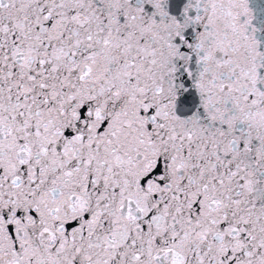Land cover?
Masks as SVG:
<instances>
[{
    "label": "snow or ice",
    "instance_id": "snow-or-ice-1",
    "mask_svg": "<svg viewBox=\"0 0 264 264\" xmlns=\"http://www.w3.org/2000/svg\"><path fill=\"white\" fill-rule=\"evenodd\" d=\"M0 264H264V0H0Z\"/></svg>",
    "mask_w": 264,
    "mask_h": 264
}]
</instances>
